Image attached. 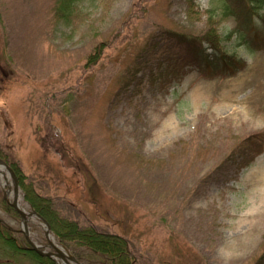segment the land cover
<instances>
[{
    "label": "rangeland",
    "instance_id": "obj_1",
    "mask_svg": "<svg viewBox=\"0 0 264 264\" xmlns=\"http://www.w3.org/2000/svg\"><path fill=\"white\" fill-rule=\"evenodd\" d=\"M55 1L0 0V145L9 158L62 215L127 237L135 264H264L255 185L264 149L232 173L244 161L238 143L264 136V22L247 43L223 40L242 68L208 75L162 37L202 34L210 16L224 36L238 19L223 6L237 0H80L68 23ZM0 213L27 246L20 216L1 203ZM31 218V237L47 243Z\"/></svg>",
    "mask_w": 264,
    "mask_h": 264
},
{
    "label": "trees",
    "instance_id": "obj_2",
    "mask_svg": "<svg viewBox=\"0 0 264 264\" xmlns=\"http://www.w3.org/2000/svg\"><path fill=\"white\" fill-rule=\"evenodd\" d=\"M80 0H56L54 15L66 23L72 20V16ZM239 6L225 3L223 15H235L238 19L236 27L232 28L224 36L218 32L215 21L210 16L209 26L202 34H186L167 30L162 37L167 48L172 54L193 64L201 73H235L245 65V59L236 52L229 53L223 45L225 38L231 39L233 35L237 37V43L248 42V35L253 25L257 22L261 25L264 22V0H237ZM166 48V49H167ZM90 63H94L100 57L98 53L91 55ZM148 62V61H147ZM144 67L131 70L135 75ZM133 77V78H134ZM130 78V76H129ZM263 132H254L244 137L236 146L233 153L244 161H237V169L232 173H237L239 168L248 164L256 154L264 149ZM257 137L261 140L258 146H249L248 141ZM254 140L258 143V140ZM245 146V149H243ZM248 147V148H247ZM251 148V149H250ZM249 153V156L247 154ZM0 156L11 162L19 176V182L25 191L26 199L50 222L53 231L59 240L73 250L77 258L83 264H135V256L131 249L130 241L124 235L117 232L99 230L94 225L82 226L76 219L66 217L55 207L54 201L47 196L39 194L33 183L28 180L27 174L23 171L19 160L10 159L8 151L0 145ZM231 174L228 170L222 174V179L229 178ZM1 205L8 211L14 208L5 199H1ZM21 257L32 260L33 264H55L46 255L39 254L32 248L22 246L17 240V235L13 229L9 228L0 220V264H19ZM30 258V259H29Z\"/></svg>",
    "mask_w": 264,
    "mask_h": 264
},
{
    "label": "water",
    "instance_id": "obj_3",
    "mask_svg": "<svg viewBox=\"0 0 264 264\" xmlns=\"http://www.w3.org/2000/svg\"><path fill=\"white\" fill-rule=\"evenodd\" d=\"M7 170V172L10 174L13 180V190H14V198L12 201L9 200V202L15 207V209L22 215L23 218V231L26 234V237L28 241L31 243V246L35 248L40 254L50 256L56 264H83L81 263L77 257L73 254V252L63 243L60 242V246L55 244L54 242L50 241L48 242L49 246H51V250L42 249L40 245L36 244L32 238L29 236V230L27 225V220L29 216L35 215L37 216L41 221L45 223V233L47 236L50 234L51 225L43 217L41 214H39L35 209H32L28 213H26L20 206H19V192H20V185L17 173L15 172L14 168L9 164L7 161H5L3 158L0 157V172L4 173V171ZM8 191V190H6ZM6 193V192H5ZM63 249H66L69 254H65L63 252Z\"/></svg>",
    "mask_w": 264,
    "mask_h": 264
},
{
    "label": "bare ground",
    "instance_id": "obj_4",
    "mask_svg": "<svg viewBox=\"0 0 264 264\" xmlns=\"http://www.w3.org/2000/svg\"><path fill=\"white\" fill-rule=\"evenodd\" d=\"M264 72V71H263ZM261 74H263L262 73V71L261 72H259L258 73V75L260 76ZM257 76V75H256ZM259 79H260V81H261V83H257V86L256 87H258V88H260V87H264V76H260L259 77ZM245 82V81H244ZM239 102L240 103H244V101H240L239 100ZM263 180H264V178H262ZM263 180H260L258 183H256L255 185H257L258 187H259V193L261 194V201H263L264 200V181ZM2 182L5 184V183H10V177H8V176H6V173H4L3 175H2ZM8 196H9V198L10 199H12L13 198V193H12V189H11V191L9 190V193H8ZM19 205L21 206V207H23V205H22V196L20 195L19 196ZM254 205V204H253ZM252 207L249 209V212H251L253 209H255V208H253L252 210ZM23 210L25 211V212H28V209H26V208H24L23 207ZM260 210V209H259ZM39 222V224L42 226V223H40V221H38ZM49 240L50 241H52V242H54L55 244H57V245H59L58 244V242H57V240H56V238H55V236L52 234V233H50V236H49ZM60 246V245H59ZM61 247V246H60ZM62 250H63V252L65 253V254H69V252L66 250V249H63L62 248Z\"/></svg>",
    "mask_w": 264,
    "mask_h": 264
}]
</instances>
